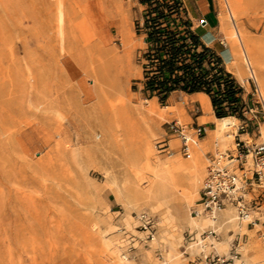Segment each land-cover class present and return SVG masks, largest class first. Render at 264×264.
Wrapping results in <instances>:
<instances>
[{
	"label": "rangeland",
	"instance_id": "374dc122",
	"mask_svg": "<svg viewBox=\"0 0 264 264\" xmlns=\"http://www.w3.org/2000/svg\"><path fill=\"white\" fill-rule=\"evenodd\" d=\"M230 1L233 17L224 0H182L184 18L200 35L199 20L211 15L210 48L257 110L263 140L249 75L264 97V0ZM146 8L145 0H0V264H189L235 253V264H264V225L232 207L216 221L191 212L206 152L232 148L234 126L199 140L198 172L185 166L195 148L186 158L173 139L162 151L168 122L191 126L202 109L181 91L163 103L145 93ZM220 14L249 50L241 75L237 55L225 62L232 47ZM150 100L171 111L150 115ZM259 212L263 221L264 203Z\"/></svg>",
	"mask_w": 264,
	"mask_h": 264
},
{
	"label": "built area",
	"instance_id": "2783aa9c",
	"mask_svg": "<svg viewBox=\"0 0 264 264\" xmlns=\"http://www.w3.org/2000/svg\"><path fill=\"white\" fill-rule=\"evenodd\" d=\"M200 27H206V19H200ZM251 94L255 97L257 107L264 118V97L253 74ZM243 118L234 126L233 147L220 150L214 144L213 151H207L206 174L201 182L197 203L192 213H208L215 217L220 211L232 207L238 219L248 220L253 226L262 224L260 208L264 203V139L261 136L259 115L256 109L243 101ZM168 137L160 143L162 151L170 150V141H178L176 147L181 155L188 157L196 140L203 139L207 129L205 123L184 125L174 119L168 122ZM256 209L258 216L251 217ZM140 224L145 229L152 227V218L146 213L139 215ZM262 233V232H261ZM264 238V233L261 234ZM235 255H202L189 261V264H234Z\"/></svg>",
	"mask_w": 264,
	"mask_h": 264
},
{
	"label": "trees",
	"instance_id": "16d2710c",
	"mask_svg": "<svg viewBox=\"0 0 264 264\" xmlns=\"http://www.w3.org/2000/svg\"><path fill=\"white\" fill-rule=\"evenodd\" d=\"M148 49L144 91L163 103L174 91L209 97L215 116L243 118L241 88L217 53L191 28L182 0H145Z\"/></svg>",
	"mask_w": 264,
	"mask_h": 264
},
{
	"label": "bare ground",
	"instance_id": "6f19581e",
	"mask_svg": "<svg viewBox=\"0 0 264 264\" xmlns=\"http://www.w3.org/2000/svg\"><path fill=\"white\" fill-rule=\"evenodd\" d=\"M225 2V6L227 7L228 10V14L229 16L233 17V9H234V5L232 4V2L230 0H224ZM231 26H229L228 20L226 19V17L223 14H220V30L224 31L225 34L229 37V40L231 42V49L229 50V52H224V58L227 61H231V57L234 55L238 57V59L240 60L239 63L236 64H232L233 68H236L237 72L239 75L242 74L243 70L241 67V62L242 59L246 60L248 59V53L249 50L245 48V43L244 40L242 39V37L239 35V33L230 28ZM208 32V31H207ZM209 36V32L204 34V37L207 41L211 40L213 36H211L209 39H207ZM237 47L240 49L238 50ZM253 74V73H251ZM254 75V74H253ZM260 86L262 88V91L264 92V82L263 80L260 79ZM198 98V100L201 103V107L204 110V112H212V108H211V104H210V100L209 97L204 94V93H199L196 94V96ZM148 105V108L146 109V112H149L150 115L155 116H162L163 114H166L167 112H170L171 106H164L163 108H161L162 110L159 111L156 107V104L154 103L153 100H150ZM203 121H206V117L203 118ZM235 121L236 118L235 117H224L221 119L217 120V128L216 130L209 132L210 135H214L215 133L218 132H225L228 133L230 131V129L235 126ZM180 122V121H179ZM261 131V130H260ZM232 142H233V135H232ZM198 143V145L195 147V153H194V158H192V160L187 161V163H185V166L192 169L193 172H198L201 168V159H202V155H203V148L204 145L203 143H200L199 140H196L194 142V144L192 145V150L190 152V155L193 152L194 146ZM190 155L186 158H189ZM195 174V173H194ZM228 208V207H227ZM226 209V208H225ZM222 210V212L227 215L228 213H231V209H226V210ZM194 217H208L211 221H216V216L212 217L210 214L208 213H199L198 215L194 216ZM234 218V217H233ZM233 218H230L229 220H232ZM235 219V218H234ZM210 236H207V238H209ZM202 239V238H201ZM239 258H236L234 261L235 262L238 260Z\"/></svg>",
	"mask_w": 264,
	"mask_h": 264
},
{
	"label": "crops",
	"instance_id": "0c3cea01",
	"mask_svg": "<svg viewBox=\"0 0 264 264\" xmlns=\"http://www.w3.org/2000/svg\"><path fill=\"white\" fill-rule=\"evenodd\" d=\"M186 11H187V13H188V16L191 18V15H190V11H189V9H188V7L186 6ZM208 12V9H206L205 8V10H204V13H207ZM193 13L196 15V13L193 11ZM210 17V18H209ZM206 19V18H205ZM207 22H208V25L206 26V27H202L203 28V32L202 33H200V36H201V39H202V41L204 42V44H206L207 46H209V47H212L211 46V44L215 41V34H214V31L213 30H211V28H212V26H211V21H212V17H211V15L209 14H207ZM208 29V30H207ZM208 31L209 32V36H208V38L207 39H209L211 36H213L212 38H214L212 41H210V42H207V41H205L204 39H203V33L205 32V31ZM214 48V47H213ZM215 50V49H214ZM217 53H219L218 51L219 50H215ZM220 55L223 57V55H222V51L220 52ZM224 59V58H223ZM225 60V59H224ZM227 64H229V61H225ZM227 69H232V68H229L228 67V65H227ZM229 71V70H228ZM235 73V72H234ZM200 92H194V93H190V94H188V93H184V92H181V95H182V97L184 96V95H186V96H190V100L191 99H197L198 100V98L197 97H195L196 96V94H199ZM192 97V98H191ZM211 108H212V105H211ZM201 109H202V107H201ZM204 117H206L207 119H206V121H203L202 120V122H200V123H205V125H206V129H207V132H206V135L204 136V141L206 142V145L212 140V138H213V135H210L209 134V132H212V131H214V130H216V128H217V125H216V123H214V122H216L217 120H218V118L215 116V114H214V111H213V108H212V112H204V110L202 109V110H200V112L198 113V114H196L194 117H193V120H194V123H199V121L201 120V118H204ZM198 145V143L194 146V148L196 147ZM226 209H231V213L233 212L232 211V208L231 207H228V208H226ZM225 209V210H226ZM224 212V211H223ZM222 212V215L223 216H226L224 213ZM224 243V242H223ZM222 243V244H223Z\"/></svg>",
	"mask_w": 264,
	"mask_h": 264
}]
</instances>
